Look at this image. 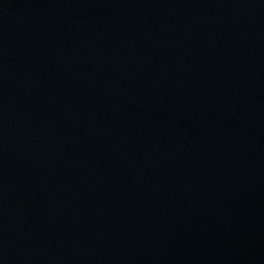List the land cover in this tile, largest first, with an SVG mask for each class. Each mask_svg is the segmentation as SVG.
<instances>
[{"label": "water", "instance_id": "water-1", "mask_svg": "<svg viewBox=\"0 0 264 264\" xmlns=\"http://www.w3.org/2000/svg\"><path fill=\"white\" fill-rule=\"evenodd\" d=\"M0 264H264V0H0Z\"/></svg>", "mask_w": 264, "mask_h": 264}]
</instances>
